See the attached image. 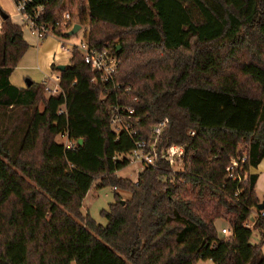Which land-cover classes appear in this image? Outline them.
Returning a JSON list of instances; mask_svg holds the SVG:
<instances>
[{"label": "trees", "instance_id": "1", "mask_svg": "<svg viewBox=\"0 0 264 264\" xmlns=\"http://www.w3.org/2000/svg\"><path fill=\"white\" fill-rule=\"evenodd\" d=\"M65 4L48 0L43 22H56ZM87 11L90 45L111 46L119 70L111 83L93 84L75 49L65 72L53 66L61 92L49 98L43 84L11 85L29 45L11 17L2 23L0 264H264V219L252 217L258 178L250 175L264 159V0H87ZM116 106L141 120L136 135L114 132ZM7 111L25 118L17 145L2 123ZM166 119L156 163L137 183L119 178L130 162L118 157L139 141L151 153L153 130ZM172 145L186 149L182 171L163 159ZM243 157L237 172L249 176L239 183L227 169ZM97 181L131 194L103 211L107 226L83 213ZM206 192L218 206L203 216L189 199ZM222 211L230 239L215 224Z\"/></svg>", "mask_w": 264, "mask_h": 264}, {"label": "built area", "instance_id": "2", "mask_svg": "<svg viewBox=\"0 0 264 264\" xmlns=\"http://www.w3.org/2000/svg\"><path fill=\"white\" fill-rule=\"evenodd\" d=\"M16 14L20 19V26L23 27L24 31L29 32L35 36L38 40L44 41L47 38L60 37L59 34L67 35L71 32L76 25H80L75 17L66 9L57 15V21L54 23H44V17L46 15V9L48 0H16ZM61 44L62 50L72 55L73 51L77 49L83 56L84 62L88 65L96 78L93 79V84H98L100 81L103 85L109 84L114 80V76L117 74L120 62L118 57L111 51V46H106L103 50H98L90 45L88 39L81 46H65ZM49 92H51L48 89ZM61 90L56 91L59 94ZM52 95V94H51ZM53 96V95H52ZM60 115L66 114V107L63 106L60 110ZM141 120L135 118V112L127 109L126 107L116 106L112 111L111 124L114 132L116 133H127L129 135H136L135 126L140 123ZM169 125V120H163L153 130V141L152 152L146 151V142H137L136 149L132 152L137 161H140L145 165H154L158 159L156 146L165 133ZM192 136L195 134L192 133ZM66 149L74 150L76 144L71 142L67 137V143L64 144ZM163 159L170 165V167L177 171L176 168L181 164L185 163L186 149L183 146L172 145L163 152ZM246 163V157L241 159H232V164L228 167L227 172L229 178L238 181H246L248 174L242 177L238 174V170L241 166ZM117 191V189H114ZM258 218L264 219V210H259ZM221 235L226 239L233 237V231L231 227L224 228L221 230Z\"/></svg>", "mask_w": 264, "mask_h": 264}, {"label": "rangeland", "instance_id": "3", "mask_svg": "<svg viewBox=\"0 0 264 264\" xmlns=\"http://www.w3.org/2000/svg\"><path fill=\"white\" fill-rule=\"evenodd\" d=\"M0 3L5 7L7 11H9L11 14H16V7L15 3L12 0H0ZM66 10L69 11L75 19L79 22L80 26L82 27L81 30L74 36L67 37L65 34V37H55V39L58 41V43H63L65 46H81L84 44L89 36L90 31V20H89V13L87 11V0H66L65 4ZM82 7L85 8L84 11H82ZM1 8V7H0ZM2 10V9H1ZM3 11V10H2ZM6 13L5 11H3ZM18 24L20 23L19 18H15L14 20ZM44 42V41H42ZM114 44H119V40L114 41ZM66 64H70L69 60H64ZM68 61V62H67ZM60 62L56 64L55 67H59ZM16 71V70H15ZM54 72V71H53ZM15 76L21 77V80L23 83H25L28 79L31 80L30 76H27V73L25 71H16ZM29 73V72H28ZM32 73V72H30ZM60 74V73H59ZM54 75H57L56 72H54ZM47 83H49V79L46 80ZM45 86V95L47 98H49L52 95L56 93V91H59L60 88H57L53 82H50L48 85ZM48 89L51 91L49 92ZM39 110L43 111V106H39ZM12 116V119L10 118ZM2 123L6 127H8V132L12 140V144L17 145V143L20 141L22 137V132L19 130L23 123H24V115L17 112L7 111L3 115ZM153 140V139H152ZM57 143L60 145H64L67 143V137L65 136H59L56 139ZM119 161L128 160L130 162V165L123 169L122 171L117 173V176L123 180H129L133 183H137L139 175L143 172L144 164L140 161H137L135 156L130 153L126 155H121L118 157ZM185 163L181 164L176 168L177 171H182L184 169ZM100 181H97L92 190L89 192L88 196L86 197L83 205V213L85 215H90V217L95 220L99 225L107 226L108 222L107 220L102 216L103 211H107L109 207L115 203L116 195L119 194L123 201H127L131 198V194L129 192H125L122 190L114 191L112 187H106L101 188L100 187ZM189 202H192L194 205V209L200 213L203 216H208L211 213H213L218 206V201L216 199H213L209 193L206 192L204 198L198 202L197 197L193 198L190 197ZM229 220L230 217L226 214L225 211H222V218L216 220L215 224L218 230V233L220 235V238H225L223 235H221V230L223 227L229 228ZM261 241V236L254 232L252 237V244L256 245L259 244ZM198 264H213L211 261H201Z\"/></svg>", "mask_w": 264, "mask_h": 264}, {"label": "crops", "instance_id": "4", "mask_svg": "<svg viewBox=\"0 0 264 264\" xmlns=\"http://www.w3.org/2000/svg\"><path fill=\"white\" fill-rule=\"evenodd\" d=\"M14 2V0H12ZM15 3V2H14ZM0 7L3 11L6 12L9 17H11L13 23L15 18H18L17 14H11L5 9V7L0 3ZM3 20L0 16V31L2 27ZM24 40L29 45V49L20 61L16 71H25L27 76H30L32 83L48 85L50 82H53L57 88H60V74L56 72L57 75H54L53 66H56L60 62V66H68L64 60H71V55L61 48L60 42L55 38H47L44 42L38 40L35 36L29 32L24 31ZM68 62V61H67ZM58 69V67H57ZM10 78V83L12 86L19 89H26V82L23 83L21 77L15 76V72ZM29 72V73H28ZM32 72V73H30ZM49 79V83L46 80ZM250 175L257 176L258 180L256 183V196L260 202V205L264 203V159L257 167H252L250 169ZM259 208L254 209L252 212V217L254 219L258 218ZM223 227L222 229H224ZM260 236L261 233L257 232ZM264 254V246H263Z\"/></svg>", "mask_w": 264, "mask_h": 264}, {"label": "water", "instance_id": "5", "mask_svg": "<svg viewBox=\"0 0 264 264\" xmlns=\"http://www.w3.org/2000/svg\"><path fill=\"white\" fill-rule=\"evenodd\" d=\"M0 16H1V18H2L3 21H5V20H7V19L9 18V15H7V14L4 13V12H2V13L0 14ZM81 28H82V27H81L80 25H76V26L74 27V29H73L71 32H69V33L67 34V37H71V36L76 35V34L81 30ZM66 69H67L66 66H59V67H58V71L61 72V73L65 72ZM26 84H27V87H31L33 83H32L30 80H27V81H26ZM78 144H79L80 146H82V145L84 144V140H80V141L78 142ZM259 210H264V203L261 204V205L259 206Z\"/></svg>", "mask_w": 264, "mask_h": 264}]
</instances>
